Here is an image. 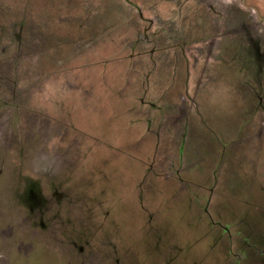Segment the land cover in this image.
Here are the masks:
<instances>
[{
	"label": "rangeland",
	"instance_id": "374dc122",
	"mask_svg": "<svg viewBox=\"0 0 264 264\" xmlns=\"http://www.w3.org/2000/svg\"><path fill=\"white\" fill-rule=\"evenodd\" d=\"M0 264H264V0H0Z\"/></svg>",
	"mask_w": 264,
	"mask_h": 264
}]
</instances>
